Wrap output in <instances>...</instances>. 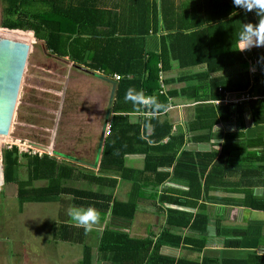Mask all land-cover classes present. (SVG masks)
I'll return each mask as SVG.
<instances>
[{
    "label": "trees",
    "instance_id": "1",
    "mask_svg": "<svg viewBox=\"0 0 264 264\" xmlns=\"http://www.w3.org/2000/svg\"><path fill=\"white\" fill-rule=\"evenodd\" d=\"M217 4V0H115L111 8H105L98 0H4L1 27L32 30L51 55L67 58L89 74L115 81V96L109 109L113 121L104 137L102 135L100 158L92 172L65 164L48 152L42 155L21 153L17 145L3 151L4 183L17 186L21 207L26 203H65L67 211L60 215L53 233L58 241L83 246L81 264H95L92 247L86 239L90 228L85 231L75 226L68 216L71 207H92L98 214L97 222L106 223L98 246V264H103L102 261L110 264H217V260L210 258L199 262L160 254L162 246H178L187 240L173 233L170 226H190L202 233L204 237L197 247L202 249L208 243L205 215L193 219L191 213L172 210L167 228L156 240L154 235L137 238L123 230L130 226L138 206L145 201V189L150 184L158 185L171 173L175 179L188 180L189 190L179 202L192 204L191 199L199 198L202 189L237 186L236 189L245 192L242 205L264 211V200L252 192L254 187L264 186L261 136L246 144L263 147L261 156L255 151L246 156L247 160L257 157L256 167L246 165L244 168L233 159L236 148H241L230 140L243 136L239 132L226 134L227 142L221 151L183 150L187 135L192 134L194 141L210 142L215 126L233 116V103H214L224 100L227 94L245 92L256 98L236 106L239 109L240 104L250 102L254 124L264 123V47L252 56L259 68L252 73L249 60L235 49L240 32L233 27L227 30L231 25L228 19L232 24L240 22L239 31L245 23L255 24L253 13H245L227 2L225 11L221 12L216 10ZM26 6L33 11L26 12ZM16 32L22 37H32V32ZM199 67L204 70L193 73V69ZM174 69L184 74L179 79L185 84L166 88L172 79L166 75ZM229 69L234 71L228 72ZM116 74L121 75L120 80L115 78ZM147 98H150L149 108L143 107V100ZM174 99L185 100L188 105L187 126L177 134H172V123L161 118L171 106H178ZM144 110H150L154 116L134 121L132 116ZM148 125L151 133L146 132ZM167 137L168 141L163 143ZM130 154L145 155L143 169L126 165V156ZM22 158L27 160V179L19 177ZM240 167L243 170L239 171ZM235 170L242 172V178L235 180ZM121 180L133 182L127 201L115 198ZM36 181L47 183L36 186ZM73 182L90 185L83 188ZM149 196L156 201V193ZM159 200L175 199L160 195ZM218 233L224 236L225 247L236 248L242 243L241 237L249 232L220 227ZM235 234L237 238L233 237ZM249 258L235 262L264 264L262 256ZM228 261L232 260L225 263Z\"/></svg>",
    "mask_w": 264,
    "mask_h": 264
},
{
    "label": "crops",
    "instance_id": "2",
    "mask_svg": "<svg viewBox=\"0 0 264 264\" xmlns=\"http://www.w3.org/2000/svg\"><path fill=\"white\" fill-rule=\"evenodd\" d=\"M33 2L34 0H29ZM95 1V0H94ZM100 1L101 6H105V8H111L113 2L115 0H98ZM160 1V0H158ZM218 8L216 10L223 11L226 6L225 3L231 5L232 0H217ZM225 7V8H224ZM36 8V7H34ZM3 10H4V0H0V24L3 22ZM25 11H33V8H29L26 6ZM225 11V10H224ZM253 13V20L258 23L260 17L256 16ZM232 16V15H231ZM229 29L230 31L233 27V30L239 31V24L237 22L232 24L230 19H228ZM0 31L11 32L14 31L20 32V30H11L8 28H0ZM32 31V30H31ZM30 30H26V32H31ZM34 32V31H32ZM7 34V33H6ZM14 34H18L17 32ZM32 35V34H31ZM33 37V36H32ZM39 41V40H38ZM44 43V42H43ZM155 48V45H154ZM263 47H253L251 49H246L242 51L245 58L249 60V67L252 73H256L259 71L257 63L255 59L252 58L253 55L260 53L259 51ZM251 58V59H250ZM200 70H204V67H199L193 69V73L198 72ZM234 71L233 69H229L228 72ZM227 73V72H225ZM93 75V74H92ZM96 78L98 77L101 81L108 84L111 90V102L113 97L115 96V81L111 79H106L105 77L99 75H93ZM184 76L180 70L174 69L166 75V78L171 79L167 87H176L179 88L183 84L184 81H180L179 78ZM107 87V86H106ZM165 88V90H166ZM234 93L233 95H236ZM256 98H253L255 100ZM175 104L178 106H174L166 111L164 118L168 119L172 123V134H177V131L180 129L184 130L187 126V111L185 100L174 99ZM144 102V100H143ZM173 103V102H172ZM215 103V102H214ZM250 102L240 104L241 108H237L236 104H233L232 111L233 116L228 121H222L218 125L215 126L210 142H199L194 141L192 138V134L187 135V142L183 147V150H190L193 152H205L218 150L221 151L225 142H227L225 136L230 132H239L242 133L243 136L238 138H233L230 142L235 143L240 146L241 149L238 150L236 148V152L234 153L233 159L236 164L243 165L242 167H246V165H251L252 167H256V158L249 157L247 160L248 152H258V157L261 156L263 147L257 145L256 147H248V141H256L260 139V136L264 141V123L260 125H255L253 122V112L250 107ZM216 104V103H215ZM227 104V103H222ZM111 106V104H110ZM143 107L144 104H143ZM110 109V108H109ZM108 109V112H109ZM146 111V110H144ZM143 111V112H144ZM258 111L261 112V108H258ZM137 113L132 116L133 120L141 118L142 120H146L154 115H142V113ZM147 112V111H146ZM109 119H112L111 113L108 114ZM144 127V125H143ZM106 131L103 133V137ZM152 128L150 125L146 128L147 133H151ZM168 137L163 140V143L168 141ZM245 147V148H242ZM101 151V149H99ZM99 151V153H100ZM100 158V154L99 157ZM127 161H130V164L126 162V165L130 168H135L138 170L143 169L145 155L144 154H130L126 156ZM243 159H246L243 161ZM240 167L239 171L243 170ZM161 170H169L171 169L162 168ZM235 170L234 178L237 180L238 178H242L240 176L242 172ZM188 181V180H187ZM184 179L174 178L172 177V173L168 178H165L158 185L150 184L147 189H145L146 199L140 204L137 208V212L133 222L126 229H123L125 232H128L130 236L137 238H145L150 235H154V239H158L165 228L168 226V217L172 210H179L191 213L193 219L197 215H205L208 218V223L206 227V234L208 237V243L202 248L199 249L198 242L202 241L204 235L200 232H197L191 229L190 226L187 227H171V231L175 234H179L183 239L187 238L186 241H182L180 245L176 246L173 244H166L161 247L160 254L166 257L171 258H186L190 260H197L199 262H203L206 259H214L217 260V264H240L235 261H245L250 259L249 257L262 256L264 257V211L252 209L246 205H242L241 202L245 199V192L242 189H236L237 186H229L226 189H208L201 192V195L197 199H191L192 204H185L179 202L178 200L185 199V192L189 190V186ZM132 181L121 180L115 190V198L119 201H127L130 197V193L132 190ZM204 187V186H203ZM233 188V190H231ZM156 190V191H155ZM253 194L264 200V186L254 187L252 190ZM152 193H156V201L154 202L149 195ZM160 195L168 196L175 200H159ZM251 201V200H250ZM3 219V217L1 218ZM202 223V218L199 219ZM0 223V264H81L83 258V246L80 244H71L67 242H61L56 240L54 233L45 232L42 238V235H37V233L28 235L25 238L21 236L19 238L18 232L14 235L11 234L14 230L10 231L8 235L3 237L2 233V225ZM8 223V222H7ZM200 223V224H201ZM218 224L219 228H235L240 230H248V235H244L241 237L242 243L239 247L228 248L223 244L224 236L218 233ZM18 229L15 226L11 227V229ZM90 233H88L86 239L87 243L92 247L94 262L95 264L100 263L98 260V246L100 237L102 235V229H96L97 227L90 225ZM218 228V229H217ZM26 236V235H25ZM236 237V234L233 235ZM237 238V237H236ZM172 239V238H169ZM27 242V244H26ZM29 242V244H28ZM33 242H36L37 246H33ZM47 242L49 244H47ZM43 247H45L43 249ZM42 248L44 251H41ZM225 260H232L225 263ZM103 264H110L108 262L102 261Z\"/></svg>",
    "mask_w": 264,
    "mask_h": 264
},
{
    "label": "rangeland",
    "instance_id": "3",
    "mask_svg": "<svg viewBox=\"0 0 264 264\" xmlns=\"http://www.w3.org/2000/svg\"><path fill=\"white\" fill-rule=\"evenodd\" d=\"M0 36L24 40L31 46L10 134L0 138V223L4 222L1 233L5 237L14 230L11 234L18 232L19 238H26L27 234L39 232L37 235L44 238L47 236L44 233H52L60 215L67 211L65 203H26L21 207L17 186L4 183L3 151L12 145H17L21 153L44 150L65 164L92 172L98 162L102 135L111 123L109 120L106 124L112 93L110 86L106 84V87L98 77L72 66L67 58L51 55L34 32L33 37H22L0 31ZM26 162L21 159V179L28 178ZM46 183L36 181L35 185ZM73 184L83 188L90 185L88 182ZM91 225L99 230L106 223ZM13 226L18 229H11ZM33 246H37L36 242Z\"/></svg>",
    "mask_w": 264,
    "mask_h": 264
},
{
    "label": "water",
    "instance_id": "4",
    "mask_svg": "<svg viewBox=\"0 0 264 264\" xmlns=\"http://www.w3.org/2000/svg\"><path fill=\"white\" fill-rule=\"evenodd\" d=\"M30 47L27 41L0 36V136L10 134Z\"/></svg>",
    "mask_w": 264,
    "mask_h": 264
},
{
    "label": "clouds",
    "instance_id": "5",
    "mask_svg": "<svg viewBox=\"0 0 264 264\" xmlns=\"http://www.w3.org/2000/svg\"><path fill=\"white\" fill-rule=\"evenodd\" d=\"M232 3L245 13L254 12L260 17L258 23L243 24L235 49L244 51L253 47H264V0H232ZM68 216L74 221L75 226L83 227L85 231L98 219V214L92 207H71L68 209Z\"/></svg>",
    "mask_w": 264,
    "mask_h": 264
},
{
    "label": "built area",
    "instance_id": "6",
    "mask_svg": "<svg viewBox=\"0 0 264 264\" xmlns=\"http://www.w3.org/2000/svg\"><path fill=\"white\" fill-rule=\"evenodd\" d=\"M115 78L117 80H120L121 79V75L116 74ZM162 88H163L162 91L164 92V87L162 86ZM252 98H253V96H251L250 94L245 93V92L238 93L236 95L227 94L226 98L224 100H217L215 103H216V105L222 104V103H230V102L233 103V104H237V103H242L244 101L250 100ZM149 101H150V98L144 99V105H146L148 108H149ZM142 115L149 116V115H153V113L150 112V110H148L147 112H143ZM111 123H110V125H111ZM110 125L107 127V129L110 127ZM38 152H39L40 155H42L44 153H47L48 151L38 150ZM33 154H35V153H33Z\"/></svg>",
    "mask_w": 264,
    "mask_h": 264
},
{
    "label": "flooded vegetation",
    "instance_id": "7",
    "mask_svg": "<svg viewBox=\"0 0 264 264\" xmlns=\"http://www.w3.org/2000/svg\"><path fill=\"white\" fill-rule=\"evenodd\" d=\"M2 137H4V136H0V138H2Z\"/></svg>",
    "mask_w": 264,
    "mask_h": 264
}]
</instances>
